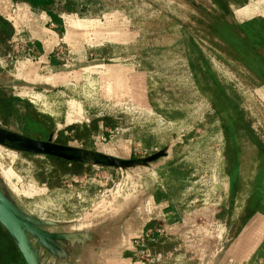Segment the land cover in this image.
<instances>
[{
  "label": "rangeland",
  "instance_id": "rangeland-1",
  "mask_svg": "<svg viewBox=\"0 0 264 264\" xmlns=\"http://www.w3.org/2000/svg\"><path fill=\"white\" fill-rule=\"evenodd\" d=\"M255 1V14H264V0ZM13 2L55 30L54 66L62 71L84 68L80 78L73 76L68 85H37V98H32L21 87L20 77L27 62L40 57V47L34 44L39 54L30 61L27 52L15 53L14 39L0 43V88L20 99L6 121L0 117V201L27 224L32 245L37 247L34 221L43 228L45 221L61 224L77 217L82 212L77 204L80 190L105 193L118 180L119 170L99 154L96 158L103 164L84 163L80 174L62 172L56 169L55 158L48 157L53 153L38 152L27 140L54 142L62 132L68 138L66 144L103 153L102 145L124 128L134 132V158L164 151L163 180L194 216L192 224L205 229L193 232L195 247L187 257L199 262L211 257L202 247L217 235L214 230L219 222L230 227L224 241L234 238L243 222V217L234 215L243 210L246 214L251 201L261 199L264 205V66L252 40L243 38L237 28V23L249 17L243 12L248 0L231 1L228 14L213 0H55L51 11L61 22L26 2ZM66 2L74 10L67 11ZM68 18L91 24L84 31L75 29L67 40L62 21ZM19 38L36 42L27 29ZM8 53L12 57H6ZM108 58L133 67L135 82L140 83L137 75L143 76L145 106L137 98L114 101L99 94L101 85L91 68L103 60L110 62ZM214 88L230 97L228 113L236 115L242 109L249 125L239 138L238 164L231 170L235 168L238 176L234 194L225 168L221 117L212 102ZM71 100L80 103L82 115L75 113V119L68 120ZM32 110L44 119H34ZM70 127L79 128L83 137L75 140L76 130ZM2 138L8 143L3 144ZM258 141L263 143L261 148ZM134 148L140 153L134 154ZM42 184L46 187L30 194V189ZM69 193L73 196L67 197ZM236 197L241 198L237 201ZM242 197L249 198L243 203ZM207 245H212L211 240ZM38 250L44 259L45 252Z\"/></svg>",
  "mask_w": 264,
  "mask_h": 264
},
{
  "label": "crops",
  "instance_id": "crops-1",
  "mask_svg": "<svg viewBox=\"0 0 264 264\" xmlns=\"http://www.w3.org/2000/svg\"><path fill=\"white\" fill-rule=\"evenodd\" d=\"M254 1L248 0L244 5L243 12L249 17L242 21L254 17L264 18V14H255L257 12L255 9L258 7ZM0 16L9 21L13 27L12 39L27 29L40 47V57L33 63L28 61L20 77V85L30 91L29 96L37 98L35 96L37 85L44 84L54 88L59 84L61 86L68 85V80L73 76L80 78L81 69L84 70L83 67L62 71L63 69L52 64L54 62L52 53L57 34L53 28L48 26L47 21L40 24L38 17L31 10L14 4L13 0H0ZM62 22H64L63 27L67 40L72 37V31L75 29L84 31L85 27L91 24L90 21L81 18H68ZM108 60L110 62L103 60L92 65L91 68L92 74L95 77L98 76V82L101 85L99 94L102 92L114 101L132 102L133 98H137L140 105L145 106L143 76L137 75L140 78V83L135 82L133 67L126 63L113 62L110 58ZM136 73L138 74V72ZM93 84L95 85L97 82L95 81ZM69 108L68 120L75 119L73 116L75 113L82 115L79 102L71 100ZM133 139V130L124 128L110 136L108 143L102 145L103 153H97L96 156L100 154L126 161L133 160L135 159L132 156ZM2 142L4 144V141ZM67 145L73 147L70 142ZM165 156H160L150 162H129L123 166L109 165L113 169L119 170L118 180L114 181L113 186L100 195L92 191L89 192L90 188L80 190L77 194L80 201L77 204L82 207V212L77 217H69L61 224H56L54 221L49 224L45 221L43 228L39 221H34L32 231L37 247L32 245L30 239L28 241L38 263L141 264L132 255V243L136 237L141 235L150 221L160 222L170 227V235L168 237L159 236L158 241L152 245L155 250L167 251L174 246H179L175 264H196L199 262L191 259L193 257H187V253L195 247L192 245L195 244L192 242L196 241L193 232L202 227L192 224L194 216L189 210L182 207L180 199L174 197L168 182L163 180L160 170L165 162L161 158H165ZM79 157L83 158L81 153H79ZM83 159L84 163H94ZM100 163L104 162L96 164ZM0 168L2 169L1 165ZM44 187H46L44 184L35 186L29 192L32 194L31 191L34 190L36 193L37 189L40 190ZM72 196L71 193L67 195V197ZM240 198L236 197V200L239 201ZM247 198L249 197H242L243 203ZM243 212L234 216H248V219L242 222L234 232V236H232L234 238H231L229 242L224 240L230 227L225 221L219 222L214 230L217 234L214 237L215 240L208 238L204 248L202 247V250L211 253V257L205 258L199 264H264V258L261 259L264 254V251L261 252L264 246V211L257 210L249 215ZM49 225L51 228H48ZM202 230L205 231L203 228ZM209 240L212 242L211 246L207 245ZM39 248L45 252L44 259H42V254H39ZM195 253L197 252L195 251Z\"/></svg>",
  "mask_w": 264,
  "mask_h": 264
},
{
  "label": "trees",
  "instance_id": "trees-1",
  "mask_svg": "<svg viewBox=\"0 0 264 264\" xmlns=\"http://www.w3.org/2000/svg\"><path fill=\"white\" fill-rule=\"evenodd\" d=\"M28 3L35 9H41L52 15V18L56 22H61L60 17L54 15L51 11V7L54 5L55 0H19ZM239 2L240 0H213V2L218 5L224 14H228L230 11V2ZM232 3V2H231ZM67 4L66 10L72 11L74 7L69 6ZM228 24V23H227ZM233 27V25L228 24ZM237 28L239 33L243 38L252 40V44L254 50H256V57H258L264 66V18L262 17H254L249 20L243 21L241 23H237ZM13 35V27L10 22L0 16V43L9 42V39L12 38ZM225 40V39H224ZM35 45L39 47L37 42H34ZM193 67V65H191ZM201 69V68H200ZM263 75V73H262ZM214 98L212 99L213 105L218 113H220L221 117V127L222 133L224 135V154L226 158V170L230 174L231 181V193L234 194L235 187L239 184L237 177L235 176L234 169L231 172L233 166L238 164L237 155L239 152V138L243 135V131H249V125L244 119V114L242 109H238V105H235L233 108L236 112V115H232L230 112L228 113V105L230 101L229 96H225L223 90L219 88H214ZM20 99L18 97L9 96L0 88V117L4 121H6L13 112L16 111V107L18 106V102ZM227 101V102H226ZM24 106L27 109L31 110L30 104L26 103ZM32 117L34 119H44V116L39 115L35 111H31ZM107 124L106 122L104 125ZM95 127V123L92 125ZM70 129L76 130V135H74L75 139H81L82 133L79 128L70 127ZM252 133V131H251ZM7 140V139H6ZM37 140H42L41 138H37ZM68 138L62 135V132L59 133L54 143L59 145H67ZM4 143H8L4 140ZM262 144V145H261ZM258 146L261 148L263 143L258 141ZM69 157H62L57 155H48V157H53L56 160V169L59 168L62 172H69L73 174H80L82 172V168L84 166V159L79 157V153L74 151H65L64 152ZM236 156V157H235ZM234 160V161H233ZM235 164V165H234ZM262 197V196H260ZM254 202V203H253ZM263 203L260 199L256 201H251L246 207V213L252 214L254 211L260 210L264 211L262 207ZM251 207V208H250ZM248 216L243 217V221H247ZM155 221H150L147 226H152ZM146 226V227H147ZM264 250V246L261 251ZM0 264H26L21 253L18 250L17 244L13 237L9 234L6 228L0 222Z\"/></svg>",
  "mask_w": 264,
  "mask_h": 264
},
{
  "label": "water",
  "instance_id": "water-1",
  "mask_svg": "<svg viewBox=\"0 0 264 264\" xmlns=\"http://www.w3.org/2000/svg\"><path fill=\"white\" fill-rule=\"evenodd\" d=\"M9 138V137H6ZM3 140V138H2ZM4 141V140H3ZM29 144H31L38 152L41 153H53L54 155H59L62 157H69L64 152L65 151H74L81 153L83 158L88 161L99 163L100 161L96 158L97 152L95 151H84L82 148L72 147L69 145H59L54 142L43 141V140H27ZM85 154V155H84ZM165 155L164 151H157L147 157L144 158H135L130 161H126L123 159H118L114 157H108L101 155L102 158L106 160V163L109 165H117L123 166L128 164L129 162H143V161H153L160 156ZM70 158V157H69ZM82 158V157H81ZM0 222L9 232V234L15 240L18 250L21 253L26 264H39L35 254L32 252L29 241L26 235V227L25 224L18 215L10 208V206L0 201Z\"/></svg>",
  "mask_w": 264,
  "mask_h": 264
},
{
  "label": "built area",
  "instance_id": "built-area-1",
  "mask_svg": "<svg viewBox=\"0 0 264 264\" xmlns=\"http://www.w3.org/2000/svg\"><path fill=\"white\" fill-rule=\"evenodd\" d=\"M15 53H28L27 60L37 59L38 52L34 46L33 39H25L16 37ZM15 54H13L14 56ZM6 57H12L11 53H8ZM146 152V151H144ZM133 153H140L136 148L133 149ZM142 157V156H140ZM170 235V227L166 224L155 222L152 226H147L139 235L133 240L132 243V255L141 264H175L176 252L179 246H174L167 251L155 250L153 244L158 241L159 236L168 237Z\"/></svg>",
  "mask_w": 264,
  "mask_h": 264
}]
</instances>
